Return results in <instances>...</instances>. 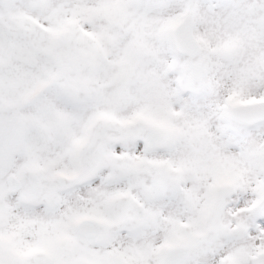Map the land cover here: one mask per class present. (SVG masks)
Wrapping results in <instances>:
<instances>
[{
    "label": "snow or ice",
    "instance_id": "snow-or-ice-1",
    "mask_svg": "<svg viewBox=\"0 0 264 264\" xmlns=\"http://www.w3.org/2000/svg\"><path fill=\"white\" fill-rule=\"evenodd\" d=\"M0 264H264V0H0Z\"/></svg>",
    "mask_w": 264,
    "mask_h": 264
}]
</instances>
